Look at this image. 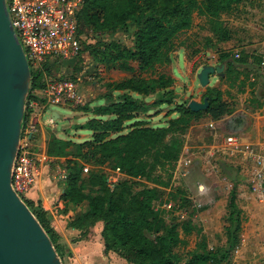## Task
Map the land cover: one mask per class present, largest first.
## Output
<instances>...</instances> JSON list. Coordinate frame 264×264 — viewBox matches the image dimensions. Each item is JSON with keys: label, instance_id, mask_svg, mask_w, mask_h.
<instances>
[{"label": "trees", "instance_id": "1", "mask_svg": "<svg viewBox=\"0 0 264 264\" xmlns=\"http://www.w3.org/2000/svg\"><path fill=\"white\" fill-rule=\"evenodd\" d=\"M243 0H86L80 12L79 24L101 33L114 34L124 30L133 37V45L127 47L115 39L105 45L99 57L94 48L91 53L102 63L120 64L131 70L128 62H137L140 74L118 83H107V92L101 97L107 103L91 109L84 105L81 111L92 117L79 128L91 133L83 142L63 140L51 135L48 155L67 159L66 192L64 204L78 205L88 202L89 211L85 219L103 221V239L106 252L118 253L128 264H222L237 247L242 231V211L237 204L238 181L232 180L233 189L228 201V225L225 228L226 245L208 249V240L198 244L196 250L185 254L174 252L183 244V233H194L193 209L186 221L168 223L163 210L156 209L164 191L159 187H145L133 193L129 182L135 179H150L158 169L174 170L183 153L184 136L191 124L204 115L219 120L233 111V105L223 99L218 88L208 87L204 98L210 100L206 111L195 113L189 109V102L179 101L174 87L175 79L160 74L146 78L142 74L151 72L158 65L172 62V44L193 25L197 12L211 18L230 13ZM90 46H87L88 50ZM230 60L226 73L240 74L239 65L245 58L223 55L221 62ZM261 58L258 59V64ZM42 72H32V84L27 109L35 89H44ZM203 98V99H204ZM87 104V103H86ZM169 108L164 122L153 125L162 108ZM28 110L25 119L28 117ZM104 164L111 169H120L129 180L116 193L105 175L92 173L94 185L100 189L93 195L87 191L83 175L84 162ZM134 182V181H133ZM181 193L180 208L191 202ZM30 208V207H29ZM32 211V210H31ZM33 212V211H32ZM49 233L57 251L56 241L44 225L40 215L33 212ZM59 253V251H58ZM60 254V253H59ZM61 256V255H60Z\"/></svg>", "mask_w": 264, "mask_h": 264}, {"label": "rangeland", "instance_id": "2", "mask_svg": "<svg viewBox=\"0 0 264 264\" xmlns=\"http://www.w3.org/2000/svg\"><path fill=\"white\" fill-rule=\"evenodd\" d=\"M196 19L198 22L196 27H200L199 31L201 32L202 39L200 40L198 38L199 35L193 38L194 42L192 43V49L194 51L201 50V47L206 49L213 48L214 50H220L223 55L224 51L218 47V44L228 42V40L235 39L238 42L237 45L241 47L257 44L262 39L264 41V0H243L240 4L234 7L233 11L230 13H223L218 18H211L206 15L198 14ZM82 34L85 38L83 52L84 58L75 61L76 63H73V66L67 67V65H65L60 68L65 70L67 73L66 75L73 78L79 77L80 73L82 74L85 70H90L91 74L87 75V77L85 76L81 85L85 88H90L91 93L94 94L95 97H93L90 102H86L87 104H84L91 109H94L96 106L106 104V101L101 97L107 92L106 84L111 75H118V80L124 81V79L127 80L126 78L139 74L140 72L138 71L135 62H132L134 73L124 72L119 70V65L109 66V63H102L100 60H96L91 53V51L96 48L99 52V57L102 56L101 53L104 51L105 45H108L111 39L117 40L124 46L131 47L133 45V37L131 34L126 33L124 30H120L114 34L109 32L101 33L88 28H83ZM210 35H212L219 43H216L215 40H211L212 36ZM184 38L185 33L181 34L178 40L172 44V54L180 50L183 45V42L180 43V41ZM206 39L208 41H206ZM205 42L207 43L204 44ZM87 46H90L88 50L86 49ZM230 53H232V51ZM204 57L207 58L206 55ZM233 57L234 55L232 54V58ZM212 60L213 59L211 58H207L204 61L199 60L197 63H207ZM179 66L185 71L182 56L180 57V60L176 57L172 62L165 65H158L151 72H146L142 75L149 78L152 76L158 77L160 74H166L174 79L175 77L180 78L182 82L176 79L175 81L181 86L178 89V91L181 92V101L188 103L192 98L190 97L192 96V93L183 90L186 86L189 87L191 85V79L193 77H190V79L188 76H181ZM113 67L117 68L114 69ZM36 69L32 70V72H37ZM50 70L61 73V69L55 64L51 65ZM194 70L195 73L197 67ZM225 73L226 71H223L225 78L223 85L225 84L231 88L233 87L234 90L239 87V90L244 92L243 87H245L246 84L244 83V86L243 84L239 86V83L243 81L244 77H241L237 73L232 75L227 74V76H225ZM41 79L45 85L44 87H46L47 77L43 74ZM183 83H185V86H182ZM214 83L215 79H212V84ZM199 84V81H197L196 86ZM175 86L176 84L174 87ZM231 93L232 92L227 89L224 95L226 94L230 100L233 99ZM204 94L201 96V101H203ZM42 95H44L43 92ZM186 95L190 98H187ZM178 100L180 101V98ZM41 101L43 102V96ZM84 105L77 107L52 106L51 109L53 112H57L60 115V118L57 119L55 126H46L49 136L54 135L60 139L73 140L75 142H83L84 140L89 139L91 133L79 128L92 117L90 114L81 111V108ZM168 111L169 108L167 107L162 108L161 111L158 110L157 113L161 115L152 120L151 123L153 125H159L164 122V118ZM50 116L51 113L47 111L43 117V121L46 122ZM206 119L208 118L205 116L202 117V121H206ZM184 150L185 157H189L192 152L190 151L188 153V148H184L183 151ZM200 154H203L202 156L204 158H196L191 154L193 164L190 169L186 170V172L183 171L184 174H182V177L179 179H176V168L174 170L160 168L151 175L150 179L142 178L135 179L133 180L134 182H129V178L125 174L116 173L115 170L107 165L98 164L95 161L89 163L84 162V168L86 167L89 169L88 172L83 171V175L86 179L87 191L93 195L100 189L99 185H94L92 179V173L95 172L99 175H105L112 183V189L116 193L122 191L120 186L126 181H128L131 186L133 193H136L145 187H159L165 193L160 201L155 202V207L156 209L160 208L164 211L163 215L168 223L181 221L178 215H176L179 210L184 209L189 213L186 217V220H188L193 209H197L198 212L193 218L194 226L196 227L194 233L186 236L183 233L182 227L180 226L179 228L180 237L184 242L177 247L174 252L185 254L189 251L196 250L198 244L204 239H206V241L208 240V249H217L226 245L225 228L228 225L227 206L233 189L232 180L236 178L245 189L243 198H240L241 205L245 206L243 214L244 227L241 231L238 243L240 250L238 253H232L233 255L222 264H264V203H261L250 189L251 169H248L250 167L248 166V168H245L244 165L225 160L211 159L208 161L205 159V153ZM215 164L218 166L216 167ZM201 185H204L208 190V193L204 196L200 195L199 192ZM177 189H180V191L184 193L183 196L191 202V205L180 208L177 211H167L163 209L162 205L164 202H172L175 205V208L179 207L178 203H181L180 199H182V195L181 193H177ZM180 223H182V221Z\"/></svg>", "mask_w": 264, "mask_h": 264}, {"label": "crops", "instance_id": "3", "mask_svg": "<svg viewBox=\"0 0 264 264\" xmlns=\"http://www.w3.org/2000/svg\"><path fill=\"white\" fill-rule=\"evenodd\" d=\"M197 16L198 13L196 12L193 15L192 27L184 32V41H180V43L183 42L182 47L179 51L172 54V59L177 57L180 60L182 56L184 60L185 71L179 66L181 76L193 77L192 79L190 78L191 85L189 87L186 86L183 90L192 93L190 101L196 100L203 102L201 101V96L207 91L201 84L196 86V82L198 81L197 76L201 69L206 65L220 66L225 64L226 69L224 71H226L227 64L230 60L221 62V58L226 54H230L231 56L232 54L235 55L236 51H240V58L246 59V62L237 68L240 73L239 75L244 77L243 81L239 83V86L242 84L243 86L246 85L243 87L244 92L240 91L239 87L234 90L233 87L223 85L225 81L223 74L221 76H211L209 87L218 88L224 93L227 89L232 92L233 99L230 100L226 94H222L223 99L233 105V111L219 120H213L208 115H204L208 118L206 121L204 120L205 122L202 121V117L204 116L195 120L184 136V148H188V153L191 151L193 157L204 158L202 156L203 154L200 153H205V159L208 161L216 159L238 163L239 165H244L245 168L249 166L250 168L248 169H251L252 172L254 169L252 162L244 160L240 155L231 156L227 153L226 138L229 135H235L242 144L252 145L264 155V41L262 39L257 44L241 47L237 45L238 42L235 39L228 40V42L218 44V47L224 51L223 55L220 50H214L213 48L206 49L201 47V50L194 51L192 49L193 38L199 35L198 38L200 40L202 39L201 32L199 31L200 27H196L198 24ZM211 40L219 43L213 36ZM206 41L208 40L206 39ZM231 51L232 53H230ZM205 55L207 58L213 60L207 63H197L199 60H206ZM259 58H261L260 64H258ZM73 63L75 64L76 62L69 61L66 65L67 67L73 66ZM135 63L139 71L138 63ZM111 65L113 64L109 66ZM115 65H119V70L124 72L132 73L134 71L132 61L128 62V66L131 67L130 71L120 67L119 63ZM196 67L197 70L194 73ZM113 68L116 69L117 67ZM89 74H91L90 70H85L80 75L84 79ZM225 76H227V73H225ZM175 79L182 82L178 77H175ZM212 79H215L214 84H212ZM121 81L118 80V75L113 74L110 76L108 83H118ZM175 84V89L181 101V92L178 91L181 86L176 81ZM183 84L182 86H185V83ZM80 87L81 93L85 96L86 101L90 102L95 97L94 94L91 93L90 88H85L83 85H80ZM42 96V89H35L32 102H41ZM186 97L190 98L188 95ZM45 114H41L38 120L39 131L31 142L38 156V176L36 184L25 194L23 200L33 212L42 217L44 225L56 241L64 264H128L118 253L114 251L106 252L105 241L102 236L104 222L83 218L85 216L84 214L89 211L88 202H83L78 205L64 204L62 198L66 192V181L61 179V173L63 171L67 172V159L52 158L48 155L47 150L50 136L46 128V122L43 121ZM191 154L189 157H185V150L183 151L178 161L181 162V166H183L182 159H189L192 162L191 165L193 164ZM215 166L217 167L218 165L215 164ZM180 177L182 176L177 178ZM244 191L243 185L238 180L237 204L242 211L243 223L245 206L241 205L240 198H243ZM243 223L242 229L244 227Z\"/></svg>", "mask_w": 264, "mask_h": 264}, {"label": "built area", "instance_id": "4", "mask_svg": "<svg viewBox=\"0 0 264 264\" xmlns=\"http://www.w3.org/2000/svg\"><path fill=\"white\" fill-rule=\"evenodd\" d=\"M11 22L16 35L24 49L31 70L42 72L47 77L46 87L42 89L43 102L28 105V117L24 120L19 154L13 174V188L23 199L26 193L36 184L38 176V156L31 142L38 133V120L41 114L49 111L51 116L46 120L47 126H55L52 106L84 105L87 101L81 93L82 75L69 77L65 70L61 73L50 70L51 65L58 67L69 61H78L84 58L85 38L79 24V14L86 0H6ZM235 58L241 57L240 51L235 52ZM264 64V63H263ZM81 74V73H80ZM212 127V124H211ZM226 150L231 156L240 155L244 160L254 165L251 172L250 189L257 199L264 203V155L249 144H242L235 135L226 138ZM176 166L177 177L190 167L189 159H182ZM88 172V168H84ZM121 174L120 169L115 170ZM68 173L63 171L61 179L66 181ZM179 179V178H176ZM175 181V179H174ZM200 195L208 193L207 188L201 185ZM162 208L171 211L175 209L172 202H164ZM160 209V208H158ZM178 215L181 221L186 220L189 213L182 209ZM236 247L234 253H238Z\"/></svg>", "mask_w": 264, "mask_h": 264}, {"label": "water", "instance_id": "5", "mask_svg": "<svg viewBox=\"0 0 264 264\" xmlns=\"http://www.w3.org/2000/svg\"><path fill=\"white\" fill-rule=\"evenodd\" d=\"M225 64L204 66L197 79L207 88L211 76H221ZM32 70L13 28L6 0H0V264H64L49 233L13 188ZM195 113L210 107L192 100ZM55 121L59 119L53 113Z\"/></svg>", "mask_w": 264, "mask_h": 264}]
</instances>
